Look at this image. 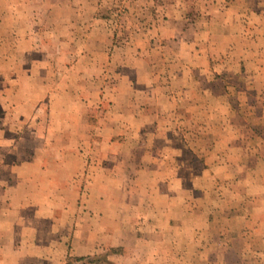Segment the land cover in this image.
<instances>
[{
  "label": "rangeland",
  "instance_id": "374dc122",
  "mask_svg": "<svg viewBox=\"0 0 264 264\" xmlns=\"http://www.w3.org/2000/svg\"><path fill=\"white\" fill-rule=\"evenodd\" d=\"M228 1L230 0H223L217 6H222ZM262 1H259L258 7L264 10ZM101 3L99 13L105 16L102 19L104 26L101 34L89 33L87 43L84 41V35L74 33L72 37L76 38L68 45V41H62L65 36L58 33L57 49L40 50L42 57L46 52L51 53L49 57L53 58L46 70V58L43 57L40 67L41 78H48V93L44 103H52L58 108H70L71 105L72 113H78L77 121L74 122L78 133H81L82 123L88 128L85 140H79V144L71 146L74 148V154L79 157L78 163H73V178L79 179L81 186L68 194L66 199L63 194L60 195L63 202L71 204L72 212L68 217L59 218L62 223L58 221L56 227L46 224L34 226L36 240L25 241V244L35 245L33 256L17 255V248L22 250L23 241H9V251H4L8 255L0 256V264H91L87 260L75 261L70 258L96 251H103L98 256L99 264H264V224L258 227V223L264 220V200L257 197L259 191L253 190L251 193L241 180L243 173L255 170H248L246 165H256V160L252 161L247 156L241 160L237 150L240 142L234 146V151L238 153L233 154L232 161L226 163L232 165L233 173V177L227 179L226 186L224 145L217 144L214 148L209 144L211 140L206 137L211 132L217 136L216 140H219L220 122H231V128L238 135L246 122L255 124L259 121L255 111L260 100L264 98L262 94L258 95L259 91L264 92V81L255 77L260 78L262 75L253 73L257 69L254 66L225 65L219 59L210 62L207 51L199 41L198 47L203 57L197 71L188 61L189 49L162 47L165 41L176 40L178 36L181 40L189 37L183 38L181 34L176 33L171 34L173 37L168 33L161 35L159 29L167 26L181 27L190 23L207 25L209 5L215 3L212 0H101ZM86 43L88 46H85ZM253 52L251 50L249 54L252 55ZM227 55L228 53H224V56ZM241 67L244 68V73H247V79L239 80L233 77V73L242 72ZM258 71L264 72V67ZM194 74L198 84L193 80H182V75L194 78ZM182 82L188 84L183 89H193L201 93L202 109L193 114L195 125L201 128L194 129L200 133L206 132L202 141L198 140L193 135L197 133L188 129L191 116L188 115L186 119L182 117V123L178 121V127L172 133L173 140L188 141L184 145L174 144L172 152L183 153L177 162L179 167H182L185 174L195 175L194 182L197 187H190L192 182L185 184V199L186 204L190 206V215L184 221L181 219L182 222H178L174 227L176 218L171 219V224L167 226L168 237L161 232L164 228L160 230L147 218L128 219L132 221V225L122 224L120 231H114L112 219L108 218L106 213L104 232L100 233V226L96 224L99 219L96 204L106 208V212L112 216L115 211L112 206L117 208L121 201V195L118 196L112 191L114 185L112 187L111 180L121 179L128 185L133 181L130 175L117 176L118 174L112 171L109 139L122 142L124 155L135 152L136 148L138 152L146 149L141 143L145 137L144 132L139 134L132 129L135 127H130L128 113L116 112L114 94L120 84L134 87L139 93L146 92L148 87H151V91L180 88ZM209 89L218 93L217 110L212 109L211 112L202 107L208 102L204 94L207 96ZM41 92H44L42 88ZM69 98L72 101L65 102ZM226 101L232 106L236 105L238 110L226 111L220 108L219 103ZM117 125L119 128H116ZM42 127L45 128L46 135L49 124L45 123ZM40 132H44L43 129L38 132L39 135ZM132 135H138L136 139L140 140V143L130 144L127 140L132 139ZM255 143V140L250 141L252 151L248 155L254 153L251 146ZM129 148H132L131 151ZM62 149L63 146L58 147V153ZM260 150L263 152V149ZM170 164L175 166L176 161H170ZM97 174H102L105 186H97ZM242 190H247L248 196ZM208 220L212 223L209 224ZM18 227L8 226L5 232L18 236ZM158 233L161 234L160 240ZM177 233L179 238H182L179 242L174 235ZM87 234L92 241L86 239ZM116 237L120 238V241L138 238L137 245L134 242L132 247L134 251L137 250L135 257L120 259L118 263L107 258L110 254L109 245L116 242ZM175 250L181 252L182 256L176 255ZM155 251L157 253H154ZM92 256H97V253Z\"/></svg>",
  "mask_w": 264,
  "mask_h": 264
},
{
  "label": "crops",
  "instance_id": "0c3cea01",
  "mask_svg": "<svg viewBox=\"0 0 264 264\" xmlns=\"http://www.w3.org/2000/svg\"><path fill=\"white\" fill-rule=\"evenodd\" d=\"M212 1L215 3L209 5L208 26L190 23L179 26L180 28L167 26L159 29L161 35L168 33L172 36V33H176L181 34L183 38L189 37L181 40L178 36L176 40L165 41L162 47L189 49L188 61L197 71L203 57L198 47L199 41L207 51L209 61L216 62L219 59L225 65L254 66L257 69L253 73L262 75L255 78L264 81V72L258 71L264 67V10L258 7L260 0H230L222 6L217 4L223 0ZM101 5V0H0V256L8 255L4 251H9V241L14 240L23 241L22 250L17 248V255L33 256L35 245L25 244V241L36 240L34 226L46 224L56 227L58 221L62 223L59 218L68 217L72 212L71 204L63 202L60 195L63 194L66 199L68 194L81 186L79 179L73 178V163H78L79 157L74 154V148L71 146L79 144V140H85L88 128L82 123L81 133H78L77 125L74 124L78 113H72L71 105L70 108H58L52 103H44L48 93V78H41L40 67L43 57L46 58V70L53 58L49 57L51 53L46 52L42 57L40 50L57 49L58 33L65 36L62 41H68V45L76 38L72 37L74 33L84 35V41L87 43L89 33L101 34L104 26L102 19L105 17L99 13ZM100 41L102 48L103 41ZM87 43L85 46H88ZM251 50L254 51L252 55L249 54ZM224 53L228 55L224 56ZM241 71L233 73V77L239 80L247 79L244 68L241 67ZM195 77V74L194 78L182 75V80H193L198 84ZM169 82L171 83V80ZM186 85L188 84L182 82L180 88H162L160 91H151V87H148L146 92L139 93L129 85L120 84L118 87L114 94L116 112L128 113L130 127H135L132 129L139 134L144 132L145 137L141 143L146 149L138 152L136 148L135 152L124 155L122 142L109 139L112 171L118 174L117 176L130 175L133 181L128 185L121 179L111 180L112 187L114 185L112 191L118 196L121 195V201L117 208L112 206L115 210L112 216H109L106 208L96 204V213L99 216L96 224L100 226V233L104 232L106 213L108 218L112 219L114 231H120L122 224L132 225V221L128 219L147 218L159 229L164 228L160 230L168 237L167 226L171 224V219L176 218L174 227L178 222H182L181 219L184 221L190 215V206L186 204L185 199V184L192 182L190 187H197L194 182L195 175L185 174L182 167H179V156L184 154L172 152L174 144L184 145L188 141L173 140L172 133L178 127V121L182 123V117L186 119L188 115H191L188 129L197 133L193 135L198 140L202 141L206 132L200 133L194 129L201 128L195 125L193 115L202 109L201 93L193 89H183ZM41 88L44 92H41ZM259 94L264 97V92L259 91ZM217 96L215 90L209 89L207 96L204 94L208 102L202 107L210 112L212 109L217 110ZM219 105L226 111L236 110V105L232 106L228 101ZM255 114L258 115L259 121L255 124L246 122L238 135L231 128V122H220L219 140H216L217 136L211 132L206 137L211 140L209 144L214 148L217 144L224 145L226 186L227 179L233 177L232 165L226 163L232 161L233 154L238 153L234 151V146L240 142L237 150L241 160L245 156L250 157L252 161L256 160V165H246L248 170H255L242 174L243 185L251 193L253 190L259 191L257 197L264 200V98L257 105ZM170 117L172 118L169 119ZM45 123L49 124L46 135V130L42 127ZM41 129L44 132L39 135ZM57 133L60 135H56ZM137 137L138 135H132V139L127 141L133 145L138 144L140 140H137ZM251 140L256 143L251 146L254 153L248 155L252 151ZM60 146H63V149L58 153ZM131 149L129 148L130 151ZM170 161H176V165L172 166ZM96 176L97 186H105L102 174ZM170 176L172 178H169ZM242 192L248 196L247 190ZM113 202L115 205V200ZM208 223L211 224L212 221L208 220ZM261 224H264V220L258 223V227H261ZM13 225L19 226L18 236L5 232L8 226ZM129 232L133 234L131 230ZM157 235L160 240L161 234ZM174 235L176 241H181L179 233ZM85 237L89 240L88 234ZM89 241H92V238ZM137 241L138 238L134 237L123 241L116 237V242L111 243L110 249H107H117L118 252H110L107 258L118 263L120 259L135 257L137 250L134 251L132 247L134 242L137 245ZM101 252H85L74 256L95 253L99 255ZM176 255L182 256V253L176 251Z\"/></svg>",
  "mask_w": 264,
  "mask_h": 264
},
{
  "label": "trees",
  "instance_id": "16d2710c",
  "mask_svg": "<svg viewBox=\"0 0 264 264\" xmlns=\"http://www.w3.org/2000/svg\"><path fill=\"white\" fill-rule=\"evenodd\" d=\"M110 252L111 253H117L118 250L117 249H112V250H110ZM98 256L99 255H97V256L87 255V256H79V257L78 256H75V257L70 258V259L75 260V261L87 260L91 264L92 263L99 264L100 261H98ZM101 263H103V262H101Z\"/></svg>",
  "mask_w": 264,
  "mask_h": 264
}]
</instances>
